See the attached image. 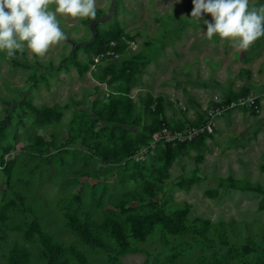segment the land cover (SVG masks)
<instances>
[{
	"label": "rangeland",
	"instance_id": "1",
	"mask_svg": "<svg viewBox=\"0 0 264 264\" xmlns=\"http://www.w3.org/2000/svg\"><path fill=\"white\" fill-rule=\"evenodd\" d=\"M96 6L95 18H61L67 39L44 57L0 51V264L16 248L28 264H51L34 221L68 264H79L69 248L88 264H264V37L244 50L210 40L213 18L190 20L193 0ZM201 121V137L141 152L149 126ZM67 208L88 213L115 251L84 240ZM159 210L182 229L154 222ZM132 218L150 224L145 240Z\"/></svg>",
	"mask_w": 264,
	"mask_h": 264
},
{
	"label": "clouds",
	"instance_id": "2",
	"mask_svg": "<svg viewBox=\"0 0 264 264\" xmlns=\"http://www.w3.org/2000/svg\"><path fill=\"white\" fill-rule=\"evenodd\" d=\"M203 13L213 18V22L204 21L205 35L210 40L218 37L221 44L227 42L244 50L264 37V4L256 6L250 0H193L190 20L199 24ZM96 16V0H0V51L7 60L19 58L17 53L23 56L26 51L44 57L51 46L67 39L61 18Z\"/></svg>",
	"mask_w": 264,
	"mask_h": 264
},
{
	"label": "trees",
	"instance_id": "3",
	"mask_svg": "<svg viewBox=\"0 0 264 264\" xmlns=\"http://www.w3.org/2000/svg\"><path fill=\"white\" fill-rule=\"evenodd\" d=\"M119 37L120 38L122 37V31L118 32L117 40H120ZM97 40H98V43H97L98 50H103L105 48L106 43H109V41L107 42L104 41L103 35L99 30H97ZM115 109L116 107H114V110L111 113V117L113 116L115 117V114H116ZM189 124H197V123H189ZM160 125L162 124H159L156 127L149 126L148 127L149 135L153 133L154 131H156L157 129H159ZM165 125L170 128L182 127V126L171 127L170 125H167V124ZM148 142H149V136H147L146 144H148ZM184 143H187V142H184ZM184 143L170 144V145H166L163 147L165 149V148L174 147V146L184 144ZM106 158L108 159L109 157L106 156ZM4 216H5L4 212L0 209V220H2ZM65 217L67 218L69 225L73 229H75L76 232H78L84 240L88 242H92L96 244L98 247L108 252L115 251L114 248L107 245L102 240V238L99 236L97 223L93 220V218L88 213H85L83 216H80L77 212L71 211L70 209L67 208L65 210ZM154 217H155L154 222L161 225L164 228V230H166L170 234H175L176 232L182 229V226L179 223L180 222L179 217L177 218V220H175L173 217L167 215L162 210L155 212ZM129 222L132 225L131 226L132 235L140 240H145L146 234L150 230L149 229L150 224L148 223V225L146 226L145 221L141 218H132L129 220ZM109 225H110L111 233L113 234L116 242L118 243V246L121 248L128 247L129 246L128 235L126 234L121 223L118 221H110ZM207 225H208V221L202 220L197 223L194 222L192 224V228L194 232H196L197 234L203 235L204 231L207 228ZM30 229L32 232H35L38 235L39 241L41 242L46 253L48 254L51 264H68L67 257L65 256L66 251L64 247L61 244L53 241V239L46 232L42 230L38 222L34 221L32 225L30 226ZM68 251L71 255L76 257L79 264H88L86 257L79 250L75 248H69ZM10 264H28L26 253L22 249H19V248L14 249L10 256Z\"/></svg>",
	"mask_w": 264,
	"mask_h": 264
},
{
	"label": "built area",
	"instance_id": "4",
	"mask_svg": "<svg viewBox=\"0 0 264 264\" xmlns=\"http://www.w3.org/2000/svg\"><path fill=\"white\" fill-rule=\"evenodd\" d=\"M208 131H210V126L207 121H201L197 124H186L180 128H170L162 124L159 129L149 135V142L147 146L141 149V152L146 151L148 148L191 142Z\"/></svg>",
	"mask_w": 264,
	"mask_h": 264
}]
</instances>
